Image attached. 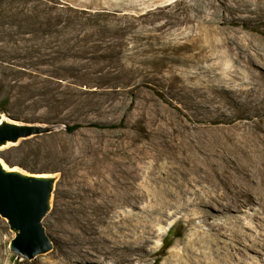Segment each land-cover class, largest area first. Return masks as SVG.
<instances>
[{"label": "rangeland", "instance_id": "rangeland-1", "mask_svg": "<svg viewBox=\"0 0 264 264\" xmlns=\"http://www.w3.org/2000/svg\"><path fill=\"white\" fill-rule=\"evenodd\" d=\"M182 14L210 20L222 43ZM251 84L258 112L237 103ZM0 110L43 129L0 145L5 169H55L43 172L52 248L17 256L0 217V264H192L191 242L208 251L194 235L208 211L242 225L228 249L264 264V0H0ZM188 144L196 168L172 154Z\"/></svg>", "mask_w": 264, "mask_h": 264}, {"label": "water", "instance_id": "water-1", "mask_svg": "<svg viewBox=\"0 0 264 264\" xmlns=\"http://www.w3.org/2000/svg\"><path fill=\"white\" fill-rule=\"evenodd\" d=\"M42 128L30 124L0 123V145L39 134ZM41 173L7 170L0 162V217L5 219L13 236L8 247L12 253L25 259L34 258L52 248L42 218L48 211L53 177Z\"/></svg>", "mask_w": 264, "mask_h": 264}, {"label": "bare ground", "instance_id": "bare-ground-1", "mask_svg": "<svg viewBox=\"0 0 264 264\" xmlns=\"http://www.w3.org/2000/svg\"><path fill=\"white\" fill-rule=\"evenodd\" d=\"M176 1V0H175ZM182 0H180L181 2ZM174 2V1H172ZM212 2V1H211ZM195 3V2H194ZM167 4V3H165ZM163 4V5H165ZM178 5V3H177ZM187 5V4H186ZM168 6V5H167ZM181 6V5H180ZM160 7V6H159ZM186 7V6H185ZM193 7V6H192ZM154 7H150L148 9H146L144 12V14L148 13L149 11H151ZM163 8V7H162ZM168 8V7H167ZM182 8V7H181ZM159 9V8H158ZM189 9V8H188ZM187 9V10H188ZM185 10V9H184ZM190 10V9H189ZM197 10V9H196ZM159 11V10H158ZM186 11V10H185ZM200 11V10H199ZM214 11V10H213ZM163 12V11H162ZM169 12V11H168ZM180 12V10H179ZM184 12V11H183ZM194 12V11H193ZM203 12V11H202ZM171 14V13H170ZM193 15V14H192ZM192 15H188V14H182L181 16H177L178 18H176V22L178 24V22H187L190 21V23L195 20V18L193 19ZM196 16V15H195ZM199 16V15H198ZM198 18V17H197ZM174 21V22H175ZM196 21V20H195ZM168 22H171L168 20ZM167 22H163L160 24V26L165 25ZM170 24V23H169ZM212 26V27H211ZM155 28V27H154ZM162 28V27H161ZM173 28V26H172ZM183 28V27H182ZM187 28L189 29H198V33L204 37V39L207 40L208 45H214L215 43H222L221 40L217 39L215 40V38L212 36L213 31L215 30V27H213V24L210 20L204 18H199L198 21L195 22V24L192 23V26H187ZM158 29V28H157ZM174 29V28H173ZM150 30V29H149ZM155 30V29H154ZM181 29H179L180 31ZM157 31V30H156ZM181 32V31H180ZM189 32V31H187ZM195 32V31H194ZM155 34V33H154ZM198 34V35H199ZM195 35V34H194ZM136 36V35H135ZM149 36V35H148ZM170 36V35H169ZM134 37V36H133ZM156 37V36H155ZM166 37V36H165ZM163 37V38H165ZM159 38V37H158ZM153 39V38H152ZM161 39V38H160ZM199 39V38H198ZM203 39V38H202ZM203 39V40H204ZM167 40V39H166ZM200 40V39H199ZM139 41V40H138ZM160 41V40H159ZM203 42V41H202ZM206 42V43H207ZM143 43V42H142ZM152 43V42H150ZM166 43V42H165ZM185 43V42H184ZM158 45V44H157ZM166 45V44H165ZM151 47V46H150ZM188 47V45H187ZM200 47V46H198ZM201 47H205L204 45H201ZM210 48V46H207ZM165 48V47H164ZM166 49V48H165ZM173 49V47H172ZM187 49V48H186ZM192 49V48H189ZM155 50V49H154ZM157 50V49H156ZM160 50V49H159ZM163 50V49H162ZM188 50V49H187ZM201 50V49H200ZM172 51V50H171ZM174 51V50H173ZM184 51V50H183ZM203 51V50H202ZM201 51V52H202ZM148 52V51H147ZM191 52V51H190ZM175 53V52H174ZM167 54V53H166ZM178 54V53H175ZM182 54V53H181ZM201 55V54H200ZM199 55V56H200ZM178 56V55H177ZM196 56V55H195ZM180 58V57H179ZM198 58V56H197ZM186 60V59H185ZM231 77H234L233 75H231ZM213 91V90H212ZM222 93V92H221ZM245 96L239 100L237 103L242 105L243 107H245V105L247 106V108L250 109H255V111L258 112L259 106L255 105V100H256V90H255V86L254 84H251L250 87L244 92ZM187 95V94H186ZM210 95V94H209ZM212 95V94H211ZM206 96V94H205ZM211 99V98H210ZM232 96H230V100H232ZM205 101V100H204ZM197 104V103H196ZM5 120L0 119V123L3 122ZM256 141V137L255 136H248L245 137L244 139L241 140L242 143H254ZM192 147L188 144L185 146H181L178 149H171L172 150V154L174 155V157L176 158H180V160L187 164L188 166H190L191 168H196L198 167L196 160H193V153L190 151ZM2 164V163H1ZM2 166L5 168V166L2 164ZM118 168V167H117ZM117 168H115L116 172H117ZM9 170H16L15 168L9 169ZM126 170V169H125ZM130 171V170H129ZM240 172L242 174H246L244 170H240ZM117 174V173H116ZM41 177H45L47 176L45 173H41L40 175ZM225 190H227L230 185H225ZM84 189V188H83ZM158 192V191H157ZM156 191H152L153 196L156 195L157 193ZM237 192L239 194L244 193V190H240L237 189ZM87 194V193H84ZM93 195V194H92ZM82 196V195H81ZM80 196V197H81ZM79 197V198H80ZM81 200V199H80ZM194 201V198H193ZM197 202V201H196ZM244 202V200H239L237 198H234L233 200H230V203H232L235 207L241 205ZM82 203V202H81ZM87 203V202H85ZM89 203V202H88ZM188 203V202H187ZM85 205V204H84ZM88 205V204H87ZM78 206V205H76ZM72 210V209H71ZM81 210V207H80ZM79 210V211H80ZM74 211V210H73ZM78 211V212H79ZM179 211V210H177ZM64 212V211H63ZM77 212V213H78ZM81 212V211H80ZM75 213V212H74ZM60 215V214H59ZM82 215V214H81ZM60 217V216H59ZM99 217V216H98ZM197 217L199 219V221L197 222L196 226L197 228L194 229V235L195 236H200V237H204L206 240V244H207V249L208 251H200L199 250V254H197L196 249L192 247L193 244H196V242H191L190 244V250L192 253V256L190 255V261L192 262V264H245L246 260L244 258H242L240 255L235 254V246L232 244V247H226V243L223 241L222 237H224L225 235L228 236L229 241L227 246H230L229 244L231 243H239V240L241 239V234H240V228L242 227V225H237L236 221H233V219H231L229 216L224 214V211H221L219 213H214L211 211H208V214H203L201 212L197 213ZM66 220L70 226L75 225L77 222L80 223V219L77 217V215L75 214H68L66 217ZM102 218V217H101ZM62 219V218H61ZM210 219V220H209ZM87 221V220H85ZM99 221V219H98ZM210 221V222H208ZM84 223V220H83ZM235 223V224H234ZM203 225L207 226V227H203ZM88 226V225H87ZM82 227V226H81ZM80 227V228H81ZM90 227V226H89ZM85 228V226H84ZM93 228V227H92ZM83 229V228H81ZM79 231V230H78ZM68 232L70 233L69 237H67L66 239H64L65 242V246L70 245L73 240H76V238H74V236H72L71 232L68 230ZM81 233V231H80ZM85 234V233H84ZM195 238V237H194ZM80 240V239H79ZM77 241V240H76ZM192 241V240H191ZM198 247H201V244H198ZM235 249V250H234ZM238 251V250H237ZM229 255V257H227V255ZM237 255V256H236ZM174 257L175 260H177L178 258H180V253L175 252L174 253ZM177 257V259H176ZM176 264V263H175ZM177 264H181V263H177Z\"/></svg>", "mask_w": 264, "mask_h": 264}, {"label": "trees", "instance_id": "trees-1", "mask_svg": "<svg viewBox=\"0 0 264 264\" xmlns=\"http://www.w3.org/2000/svg\"><path fill=\"white\" fill-rule=\"evenodd\" d=\"M7 102V99H5L4 100V103H6ZM3 110H0V113L2 112ZM94 125H97V126H104V125H99V124H94ZM78 125H76V127H77ZM108 126H113V124H110V125H108ZM68 129H73V128H68ZM30 155L32 156V157H34V158H38L39 157V152L38 151H35V152H30ZM41 155V154H40ZM41 156H43V155H41ZM43 157H47L46 155L45 156H43ZM17 164L19 165V166H21V167H23V168H25V169H27V170H29L30 172H36V173H43V172H47V171H55V169H52V168H35V167H30V166H27L26 164H23V163H21V162H17ZM3 221H5V220H3ZM167 247V246H166Z\"/></svg>", "mask_w": 264, "mask_h": 264}]
</instances>
